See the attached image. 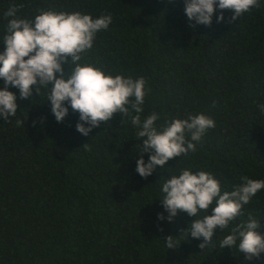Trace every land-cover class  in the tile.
<instances>
[{
  "label": "trees",
  "instance_id": "16d2710c",
  "mask_svg": "<svg viewBox=\"0 0 264 264\" xmlns=\"http://www.w3.org/2000/svg\"><path fill=\"white\" fill-rule=\"evenodd\" d=\"M12 4H24L18 15L29 19L38 8L110 13L111 25L97 33L83 62L143 77L150 88L143 115L156 111L158 128L196 113L216 126L194 153L145 179L136 172L142 139L119 113L84 136L70 106L57 122L46 92L39 96L34 86L21 99L9 86L18 107L9 122L0 117V264H264V253L246 261L220 248L229 230L216 229L213 243L200 249L202 237L182 235L196 217L178 211L169 222L160 200L163 182L185 168L213 173L228 191L241 176L264 179V0L231 23L233 11L223 10L217 23V9L210 26L189 21L184 0H0V53ZM62 66L67 74L69 64ZM242 211L236 223L251 212L264 235V190ZM169 235L177 238L174 248L166 247Z\"/></svg>",
  "mask_w": 264,
  "mask_h": 264
},
{
  "label": "clouds",
  "instance_id": "9594fccd",
  "mask_svg": "<svg viewBox=\"0 0 264 264\" xmlns=\"http://www.w3.org/2000/svg\"><path fill=\"white\" fill-rule=\"evenodd\" d=\"M184 3L189 21L205 26L212 24L217 9L220 10L217 23L224 21L223 10H232L228 21L231 23L260 7V0H184ZM24 7V4H12L4 12L8 22L3 36L5 48L0 53V79L4 81L0 89V117L5 122L17 115L18 107L17 97L8 90L9 86L19 89L21 99L31 97L34 86L37 95L46 92L57 122H63L70 106L79 113L76 130L84 136L119 113L122 122L130 121L137 129V138L142 139L136 172L145 179L157 166L163 169L170 159L194 153L197 143H202L208 131L215 128V120L204 113L173 117L158 128L156 122L160 115L156 111L143 115L150 92L143 77L106 73L91 62H83L94 47L97 33L111 25L110 13L93 16L80 11L38 8L29 19L18 15ZM64 63L70 66L67 74ZM258 110L264 114V104H259ZM16 124L22 125L24 121L17 119ZM83 147L87 149L88 144ZM145 153L149 154L147 162ZM240 180L242 182L233 186V190H222L221 181L213 173L181 169L178 175H171L162 184L164 195L160 200L168 212L169 222L178 211L186 212L196 219L182 235L202 237L200 249L213 243L216 229L229 230L230 234L219 240L220 248L236 249L244 254L246 261L258 258L264 253V235L257 231L262 227L260 220L251 212L246 221L236 223V220L244 215L243 207L264 190V179L241 176ZM209 209L210 214L197 218L200 212L208 213ZM158 219L163 220V214H158ZM176 239L167 236L166 247H176Z\"/></svg>",
  "mask_w": 264,
  "mask_h": 264
}]
</instances>
